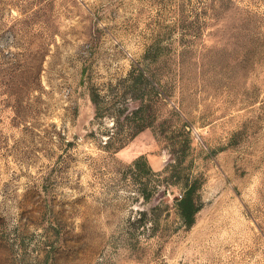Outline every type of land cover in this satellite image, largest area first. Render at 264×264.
Masks as SVG:
<instances>
[{"label":"rangeland","instance_id":"obj_1","mask_svg":"<svg viewBox=\"0 0 264 264\" xmlns=\"http://www.w3.org/2000/svg\"><path fill=\"white\" fill-rule=\"evenodd\" d=\"M0 264H264V0H0Z\"/></svg>","mask_w":264,"mask_h":264},{"label":"trees","instance_id":"obj_2","mask_svg":"<svg viewBox=\"0 0 264 264\" xmlns=\"http://www.w3.org/2000/svg\"><path fill=\"white\" fill-rule=\"evenodd\" d=\"M147 80V77H146ZM147 83H150L146 81ZM90 99L92 103L95 106V112L96 114L105 112L108 113V115L111 114V117L113 119V124L118 128L117 131L110 130L107 133V137L104 139V145L108 148L117 150L124 144V140L122 141L120 139V134H122V131L125 129L129 130V134L127 135V138H130L135 133H137L139 130H141L143 127L149 125L152 120L146 118V124L136 122V116L133 114L134 112H131V114H125L124 118H128L127 121L122 120V114L124 113V108H115L114 102L110 105H107L106 107L102 105V100L99 97V95L92 91L90 93ZM113 108V109H112ZM146 108H148V105H146ZM123 112V113H122ZM114 113V114H113ZM138 117V116H137ZM130 119H133L130 122ZM138 124V125H137ZM148 172L152 173L151 167L146 164ZM154 173V172H153ZM183 191L181 193V196L176 200V206L177 211L182 218L183 224L186 227H189L194 222V215L200 208V200L197 195V190L200 186V181L195 176H189L186 177L185 181L183 182Z\"/></svg>","mask_w":264,"mask_h":264}]
</instances>
